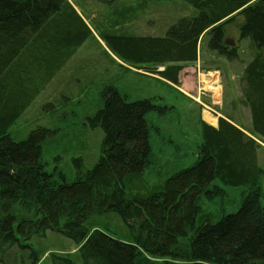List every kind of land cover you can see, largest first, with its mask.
Returning <instances> with one entry per match:
<instances>
[{"label": "trees", "instance_id": "trees-1", "mask_svg": "<svg viewBox=\"0 0 264 264\" xmlns=\"http://www.w3.org/2000/svg\"><path fill=\"white\" fill-rule=\"evenodd\" d=\"M187 1L196 15L179 19L165 36L107 35L114 53L155 65L150 71L164 65L162 77L179 84L180 71L200 59L206 35L208 47L218 55L239 58L227 26L240 16L242 36L264 49V0ZM91 35L68 0H0V263L7 256L18 259V234L28 240L51 231L74 240L79 250L75 256L52 254L50 264H264L263 170L253 137L264 140L262 53L247 64L242 77L251 126L243 131L224 117L218 128L202 121L198 161L154 192L129 195L130 185L150 162L146 115L159 109L151 100L128 102L115 88H106L104 107L92 121L105 133L102 155L92 169L76 159L77 176L71 182L41 161L48 129L39 128L22 141L9 133ZM218 182L247 183L252 190L236 212L212 221L204 212L208 201L218 204L214 194L226 195ZM111 212L130 228L133 240L114 237L98 225ZM27 262L28 257L21 264L34 263Z\"/></svg>", "mask_w": 264, "mask_h": 264}, {"label": "rangeland", "instance_id": "rangeland-1", "mask_svg": "<svg viewBox=\"0 0 264 264\" xmlns=\"http://www.w3.org/2000/svg\"><path fill=\"white\" fill-rule=\"evenodd\" d=\"M68 1L93 28L94 35L77 49L9 128L14 141L25 140L39 128L50 131L42 142L41 156L48 171L59 170L71 182L77 176L76 159H82L85 169H92L99 161L105 133L92 121L104 107L103 92L108 87L115 88L128 102L149 99L159 107L146 115L150 127V162L143 175L130 185L129 195L154 192L168 177L198 161L204 142L202 121L208 119L204 118L200 102L208 109L216 110H208L212 115L226 117L244 130L251 126V112L243 101L242 77L245 67L257 54L264 56V49L253 45L250 37L242 36L240 26L244 16L227 26V36L239 47V58L229 60L211 50L207 35L201 59L180 71L179 84H176L162 77L160 72L166 66L158 65L150 71L155 65L124 59L114 53L106 36L115 33L165 36L179 19L196 15L197 9L187 0ZM113 55L135 73L125 71L115 63ZM253 137L260 145L257 159L263 170L259 187L264 205V140ZM218 184L226 189V195L219 198L214 194L212 199L218 204L208 201L209 207L204 212L212 221L236 212L252 190V185L247 183L238 186ZM200 218L197 217V223ZM101 220L98 225L112 236L124 241L134 239V234L117 213L102 215ZM18 237L21 241L18 259L7 256L0 264H21L27 257V263L50 264L52 254L75 256L79 250L74 240L57 232L48 231L44 236L37 235L28 240L19 234Z\"/></svg>", "mask_w": 264, "mask_h": 264}, {"label": "crops", "instance_id": "crops-1", "mask_svg": "<svg viewBox=\"0 0 264 264\" xmlns=\"http://www.w3.org/2000/svg\"><path fill=\"white\" fill-rule=\"evenodd\" d=\"M83 17V16H82ZM84 18V17H83ZM85 19V18H84ZM91 28V27H90ZM92 29V32H93V28H91ZM93 35H94V32H93ZM99 42V41H98ZM110 55L111 54H113L111 51H109L108 52ZM113 57H115L113 60L115 61V63H117L118 65H120L121 67H123L124 69H125V71H129V70H131L132 71V73H135V72H133V70L134 69H132V68H129L128 66H126V65H123V64H121V62H119V59H118V57L117 56H115V55H113ZM130 71V72H131ZM186 81V80H185ZM185 93V92H184ZM186 94V93H185ZM203 111H204V118H206L207 116V114L211 117L210 119L211 120H208L207 118V121H205V122H207L210 126H213V127H215V128H218L219 127V116H214V115H212L211 114V112H208L207 110H205V109H203ZM209 121V122H208ZM215 121V123H213ZM212 122V123H211ZM238 128H240V129H242L243 131H245L244 130V128H242L240 125H238V124H235ZM246 128V127H245ZM257 152H258V150H257Z\"/></svg>", "mask_w": 264, "mask_h": 264}, {"label": "bare ground", "instance_id": "bare-ground-1", "mask_svg": "<svg viewBox=\"0 0 264 264\" xmlns=\"http://www.w3.org/2000/svg\"><path fill=\"white\" fill-rule=\"evenodd\" d=\"M207 118L210 119L211 117H210V116H207ZM220 118H221V117H220ZM224 118H226V117H224Z\"/></svg>", "mask_w": 264, "mask_h": 264}]
</instances>
